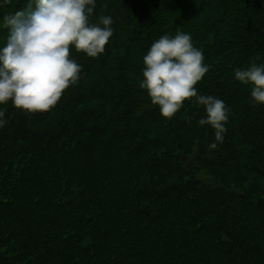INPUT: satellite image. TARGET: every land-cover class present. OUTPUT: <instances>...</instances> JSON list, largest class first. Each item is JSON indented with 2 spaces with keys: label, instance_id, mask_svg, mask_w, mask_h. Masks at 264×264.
Masks as SVG:
<instances>
[{
  "label": "trees",
  "instance_id": "1",
  "mask_svg": "<svg viewBox=\"0 0 264 264\" xmlns=\"http://www.w3.org/2000/svg\"><path fill=\"white\" fill-rule=\"evenodd\" d=\"M99 15L110 43L70 48L81 73L54 106L0 105V264H264V104L233 78L264 61V0H97ZM177 29L210 65L197 93L229 109L212 150L194 97L165 118L139 87L142 56Z\"/></svg>",
  "mask_w": 264,
  "mask_h": 264
},
{
  "label": "clouds",
  "instance_id": "2",
  "mask_svg": "<svg viewBox=\"0 0 264 264\" xmlns=\"http://www.w3.org/2000/svg\"><path fill=\"white\" fill-rule=\"evenodd\" d=\"M9 0H0V8ZM97 0H27V7L0 16L7 35L0 44V105L11 104L26 114L54 106L62 92L80 76L81 65L70 58V48L88 57L106 50L114 19L99 15L90 22ZM259 59V58H257ZM251 60L234 68L233 78L250 88V101L264 104V61ZM139 87L146 90L160 114L171 118L188 98L202 105L198 126L209 125V150L223 143L229 109L213 95L198 94L194 85L209 71L191 34L177 29L155 39L142 56ZM0 109V127L7 121Z\"/></svg>",
  "mask_w": 264,
  "mask_h": 264
},
{
  "label": "rangeland",
  "instance_id": "3",
  "mask_svg": "<svg viewBox=\"0 0 264 264\" xmlns=\"http://www.w3.org/2000/svg\"><path fill=\"white\" fill-rule=\"evenodd\" d=\"M205 174H206V172L202 170V171H201V176L204 175V176L206 177L207 175H205ZM208 178H209V177H208Z\"/></svg>",
  "mask_w": 264,
  "mask_h": 264
}]
</instances>
